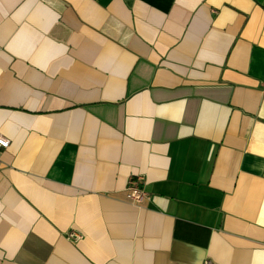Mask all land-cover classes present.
Returning <instances> with one entry per match:
<instances>
[{
    "label": "crops",
    "instance_id": "1",
    "mask_svg": "<svg viewBox=\"0 0 264 264\" xmlns=\"http://www.w3.org/2000/svg\"><path fill=\"white\" fill-rule=\"evenodd\" d=\"M0 134V264H264V0H0Z\"/></svg>",
    "mask_w": 264,
    "mask_h": 264
},
{
    "label": "built area",
    "instance_id": "2",
    "mask_svg": "<svg viewBox=\"0 0 264 264\" xmlns=\"http://www.w3.org/2000/svg\"><path fill=\"white\" fill-rule=\"evenodd\" d=\"M10 145V141L0 134V164H1V153L7 149ZM144 180L141 177L130 178L127 188L125 190L126 200L130 204L141 206L151 200L150 194L144 188ZM67 239L73 242H78L82 239V236L71 232L67 234ZM204 264H212L210 261H206Z\"/></svg>",
    "mask_w": 264,
    "mask_h": 264
}]
</instances>
